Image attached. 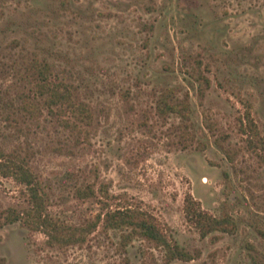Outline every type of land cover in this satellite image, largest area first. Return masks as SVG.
<instances>
[{
  "label": "rangeland",
  "instance_id": "rangeland-1",
  "mask_svg": "<svg viewBox=\"0 0 264 264\" xmlns=\"http://www.w3.org/2000/svg\"><path fill=\"white\" fill-rule=\"evenodd\" d=\"M42 62L89 117L48 109ZM166 87L189 95L190 121L158 115ZM0 148L41 180L47 214L78 224L139 206L191 256L123 245L102 225L83 245L51 246L6 222L30 202L0 170V264H264V0H0ZM87 185L97 195L78 197ZM188 194L237 230L202 236Z\"/></svg>",
  "mask_w": 264,
  "mask_h": 264
},
{
  "label": "trees",
  "instance_id": "trees-1",
  "mask_svg": "<svg viewBox=\"0 0 264 264\" xmlns=\"http://www.w3.org/2000/svg\"><path fill=\"white\" fill-rule=\"evenodd\" d=\"M33 70L37 79V91L45 99L50 111L71 112L74 115H83L82 117L90 116L89 108L76 102L71 86L57 76L53 77L48 62L34 63ZM194 76L197 81L202 80L209 85V79L206 76L202 74ZM156 111L161 117L175 115L187 122L192 119L193 107L188 94L184 98H179L177 88L166 87L156 101ZM0 170L5 176L13 177L26 186L30 202V208L24 212L9 210L6 222L21 221L33 230L43 231L48 237L47 243L51 246L83 245L89 235L102 225L106 231H120L123 245L135 238H143L157 247L164 248L169 259L191 257L185 248L172 241L167 226L163 222L139 206L127 205L114 209L109 206L108 210L100 213L94 220L78 224L67 222L46 213L47 191L24 158L18 155L10 156L0 148ZM76 195L82 198L95 197L97 190L94 186L87 185L77 188ZM102 195L109 197L108 192H103ZM185 212L188 220L196 225L204 237L215 231L234 233L237 230V223L232 215L225 213L215 216L207 212L191 194L186 196Z\"/></svg>",
  "mask_w": 264,
  "mask_h": 264
}]
</instances>
